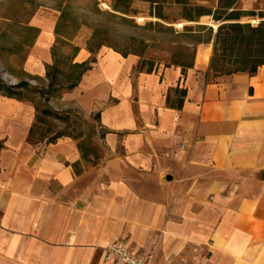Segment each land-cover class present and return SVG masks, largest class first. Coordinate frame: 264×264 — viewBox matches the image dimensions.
Listing matches in <instances>:
<instances>
[{
    "label": "crops",
    "instance_id": "obj_1",
    "mask_svg": "<svg viewBox=\"0 0 264 264\" xmlns=\"http://www.w3.org/2000/svg\"><path fill=\"white\" fill-rule=\"evenodd\" d=\"M236 2L264 10V0ZM196 46L184 71H143L135 56L107 49L65 92L101 117L111 140L136 141L125 145L127 172L113 159L105 183L87 182L79 164L95 154L75 138L67 159L59 137L41 155L2 153L0 264H112L102 247L125 223L128 245L139 254L155 247L157 264H264V65L214 75L212 43ZM80 50L75 63L90 57Z\"/></svg>",
    "mask_w": 264,
    "mask_h": 264
},
{
    "label": "rangeland",
    "instance_id": "obj_2",
    "mask_svg": "<svg viewBox=\"0 0 264 264\" xmlns=\"http://www.w3.org/2000/svg\"><path fill=\"white\" fill-rule=\"evenodd\" d=\"M184 1L187 7L173 0H0V141L4 148L0 149V157L2 153L21 154L22 159L33 153L41 155L51 148L49 138L63 133L57 139L56 149L66 153L65 159L70 154V146L76 143L73 138L95 154L89 163L79 164L87 182L105 183L103 166L113 159L127 172L125 145L134 146L136 141L126 143L122 136L111 140L107 133L109 127H104L101 117L99 120L98 115H90L77 101L65 98L68 89L65 85L79 69L73 64L77 62L80 49L87 50L94 61L107 49L127 52L137 58L138 68L143 71L154 66L175 65V60L181 58L193 63L195 54L191 40L210 41L213 45L215 32L212 28L208 30V23L217 25L225 21H215L210 14L207 17L194 15L195 19L190 21L185 18L189 8L200 5L213 9L217 4L215 0ZM218 2L223 6L224 0ZM253 11L254 14L243 16L239 21L252 26L264 20L261 15L264 10ZM157 22L171 27L175 33L184 26L200 24L206 28L192 31L196 32L193 37L180 38L159 29ZM53 52L57 65L56 86L48 90L45 72L52 64ZM48 59L50 63L45 64ZM38 60L44 64V71L36 68ZM24 81L29 83L28 87H17ZM5 87H13L21 93L9 95ZM114 102L116 100L111 98L109 104ZM43 108L56 111L61 118L44 114ZM62 142H70V145ZM129 170L135 176L142 174L136 165H130ZM128 228L126 223L122 225L113 242L125 239L133 245ZM97 258L96 255L93 262Z\"/></svg>",
    "mask_w": 264,
    "mask_h": 264
},
{
    "label": "trees",
    "instance_id": "obj_3",
    "mask_svg": "<svg viewBox=\"0 0 264 264\" xmlns=\"http://www.w3.org/2000/svg\"><path fill=\"white\" fill-rule=\"evenodd\" d=\"M237 0H224L223 6H218L215 10L206 8L200 5H195L194 8H189L188 12L185 13V18L193 21V16L199 17L201 15H211L215 21H225L221 23L217 28L213 41V51L210 57L209 69L214 75H225L237 73L239 71H246L247 73L254 75L257 69L264 65V20H260L257 25H250L246 22H240L239 19L243 16L252 15L254 11L242 10L237 6ZM176 4H182L183 7H187L184 0H173ZM230 9V10H229ZM191 11L194 12L191 15ZM264 16V13H261ZM158 17H161L158 14ZM159 29L168 30L177 35V37H193L195 35L192 31H198L197 28L205 29L204 25L184 26L179 33H175L171 27H163L160 23H156ZM211 27L208 28V30ZM205 42L200 39L191 40V44L194 47L192 50L195 54L196 46L195 43ZM122 56L127 55V52L121 53ZM94 62L93 58H88L81 63H74L78 67V71L73 77L72 81H68L65 88H72L77 85L80 80L81 74L87 69L92 67ZM175 65L180 66L181 70L184 71L187 68L192 67L193 63L186 61L184 58L177 59L174 62ZM57 70L56 58H54L52 64L48 66L45 76L48 78V90H53L55 85V71ZM152 67L148 68L147 71H151ZM29 86L27 81L21 82L17 87L26 88ZM60 86V85H59ZM6 92L10 95L19 96L20 90H16L13 87H5ZM40 93L43 94V90L39 89ZM180 104V103H179ZM181 105V104H180ZM179 105V106H180ZM44 114L61 118L60 114L56 111L52 112L46 108H43ZM64 135L63 133H57L49 138L52 142L59 136ZM2 147V141H0V148Z\"/></svg>",
    "mask_w": 264,
    "mask_h": 264
},
{
    "label": "built area",
    "instance_id": "obj_4",
    "mask_svg": "<svg viewBox=\"0 0 264 264\" xmlns=\"http://www.w3.org/2000/svg\"><path fill=\"white\" fill-rule=\"evenodd\" d=\"M104 251L103 259L112 264H157L152 253H136L125 239L106 244L102 247ZM168 264H189L184 259H180Z\"/></svg>",
    "mask_w": 264,
    "mask_h": 264
},
{
    "label": "water",
    "instance_id": "obj_5",
    "mask_svg": "<svg viewBox=\"0 0 264 264\" xmlns=\"http://www.w3.org/2000/svg\"><path fill=\"white\" fill-rule=\"evenodd\" d=\"M219 25H220V24H218L217 27H218ZM164 177H165V179H167V180H170V179L172 178V176H169L168 174H166Z\"/></svg>",
    "mask_w": 264,
    "mask_h": 264
}]
</instances>
